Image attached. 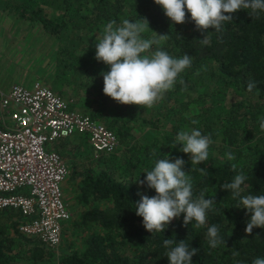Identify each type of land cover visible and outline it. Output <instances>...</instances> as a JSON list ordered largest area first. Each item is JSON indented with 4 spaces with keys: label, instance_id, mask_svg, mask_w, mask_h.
Returning a JSON list of instances; mask_svg holds the SVG:
<instances>
[{
    "label": "trees",
    "instance_id": "trees-1",
    "mask_svg": "<svg viewBox=\"0 0 264 264\" xmlns=\"http://www.w3.org/2000/svg\"><path fill=\"white\" fill-rule=\"evenodd\" d=\"M14 1L4 8L14 11L17 18L41 23L46 33L59 38L60 76L77 84L72 105L78 102L82 110L111 129L119 146L113 153H99L95 165L71 174L79 179L77 198L88 205L80 210L74 225L81 230L93 227L81 234L78 247L61 245L54 252L38 237H19L16 226L21 216L2 208L0 264H170L168 249L163 246V240L169 238L185 241L190 250L198 249L193 264H252L255 258H264V227L246 233L251 213L242 207L240 197L233 198L230 190L221 187L242 171L247 179L241 185V196L264 195V131L259 126L264 117V12L250 15L251 9H241L216 32L213 28L197 30L186 9V22L173 24L155 0H60V10L54 15L47 8L46 13L41 12L30 0ZM144 18L149 22L145 38L168 34L163 50L173 57L188 54L192 59L173 89L152 108L120 104L105 95L100 73L109 69L95 59V44L80 53L76 41L69 39L71 33L81 30L99 32L102 38L109 21L119 25L123 19L135 22ZM206 35L209 44L202 45L199 40ZM207 78L213 80L211 87H207ZM249 81L256 84L252 92L247 91ZM82 89L91 95L90 101L82 99ZM225 90L231 98L212 104L216 93ZM192 120L198 123L192 124ZM192 128L210 134L213 141L208 159L194 166L205 169L207 175L191 171L190 154L179 151L183 145L173 148L178 132ZM63 145L58 140L55 146L61 149ZM229 151L235 156L232 161L225 155ZM167 156L173 162L175 158L185 161L182 170L191 177L194 197L204 191L206 199L215 198L217 203L207 211L206 224L200 228L194 227V221L185 226L181 214L163 232L152 235L143 227V218L136 215L135 202L141 199L138 192L149 197L156 193L138 181L146 178L144 172L158 159ZM232 164L237 166L235 172ZM103 200L109 204L101 206ZM212 225L218 226L225 242L215 249L206 239ZM234 251L239 255L234 257Z\"/></svg>",
    "mask_w": 264,
    "mask_h": 264
},
{
    "label": "clouds",
    "instance_id": "clouds-1",
    "mask_svg": "<svg viewBox=\"0 0 264 264\" xmlns=\"http://www.w3.org/2000/svg\"><path fill=\"white\" fill-rule=\"evenodd\" d=\"M173 24L186 22V11L191 14L197 30L215 29L222 31V24L233 20L232 14L243 9H251V14L264 12V0H155ZM149 28L146 18L135 22L123 19L118 25L115 20L109 21L103 28L102 38L95 43V59L108 66L102 71L103 93L120 104L138 105L152 108L164 98L165 93L173 89L179 75L189 68L192 59L188 54L177 58L161 47L169 38L168 34H158L145 38L144 33ZM202 45L209 44L206 35L199 40ZM179 83L186 89L185 81ZM256 87L254 81H249L247 91L252 92ZM198 121L192 120V124ZM264 131V117L259 121ZM213 143L211 135H203L198 128L181 130L175 138V148L183 145L179 151L190 154L191 171L198 170L207 175L205 169H195V165L208 159L209 145ZM229 161L235 159L231 151L227 152ZM185 161L182 158L173 160L167 156L155 162L151 170H146V178L138 183L154 189L156 195L149 197L138 192L141 199L135 202V213L143 218V227L154 235L163 232L174 218L183 215L185 226L192 224L200 228L206 224V213L216 204L215 198L206 199L204 191L196 197L193 195V184L189 173L182 169ZM236 164L232 170L236 171ZM247 177L241 171L230 183L221 187L230 190L233 198L240 197L243 208L251 213L246 225V233L251 234L253 228L264 227V195L241 196V185ZM208 245L215 249L225 243L219 235L217 225L207 228ZM163 246L168 249L166 257L170 264H193L192 258L198 249H189L185 241L177 242L169 238L163 240ZM239 253L234 251L233 256ZM252 264H264V258L257 257Z\"/></svg>",
    "mask_w": 264,
    "mask_h": 264
},
{
    "label": "built area",
    "instance_id": "built-area-1",
    "mask_svg": "<svg viewBox=\"0 0 264 264\" xmlns=\"http://www.w3.org/2000/svg\"><path fill=\"white\" fill-rule=\"evenodd\" d=\"M10 104L13 125L0 127V209L17 208L24 215L19 231L37 235L56 249L71 211L61 189L67 164L52 142L85 134L97 154H108L117 150L119 141L104 123L70 108L66 99L40 81L31 86L12 84L0 96V108Z\"/></svg>",
    "mask_w": 264,
    "mask_h": 264
},
{
    "label": "rangeland",
    "instance_id": "rangeland-1",
    "mask_svg": "<svg viewBox=\"0 0 264 264\" xmlns=\"http://www.w3.org/2000/svg\"><path fill=\"white\" fill-rule=\"evenodd\" d=\"M30 1L44 13H46V8L51 12V15L60 10V0H49V2H46V0ZM14 2V0H0V20L5 25L3 28H6L5 31L0 29L1 72L3 71L9 76L11 70H13L17 75L10 78V81L23 85H29L33 79L41 80L42 77H46V85L71 102L72 96L76 94L73 86L76 88L77 84L75 80L67 76H62V74L60 76L61 64L57 60L59 38L56 35L46 33L41 26H38V28L35 27L36 25L31 26L26 19L17 18L18 16L14 11L4 8L7 4ZM77 34L78 38L76 37ZM69 39L76 41L75 44L79 48L76 51L82 53V48L85 47L86 49L95 44L100 39V34L96 31L81 30L75 34L71 33ZM1 79L2 77H0V81ZM212 85L213 80L207 78V87ZM81 97L87 101L91 99V95L83 89L81 90ZM230 98V92L225 90L216 93L212 99V104H218L220 101L227 102ZM191 111L188 113H192ZM136 134H139V132L136 131ZM68 139V145L64 148L65 153L63 152L64 156L80 164V170L89 165H95L97 153L91 149L84 137L81 136V138L74 140ZM116 151H118V148ZM61 189L71 211L70 218L63 224V240L76 248L81 242V234H87L93 228L81 230L80 227L74 225V222L79 219L80 210L88 205L80 200L76 201V183L72 184L67 176L61 182ZM99 204L107 206L109 201L103 200Z\"/></svg>",
    "mask_w": 264,
    "mask_h": 264
},
{
    "label": "crops",
    "instance_id": "crops-1",
    "mask_svg": "<svg viewBox=\"0 0 264 264\" xmlns=\"http://www.w3.org/2000/svg\"><path fill=\"white\" fill-rule=\"evenodd\" d=\"M27 22L31 25V26H33V25H36L35 27H37L38 28V26H41V28H42V30H44L45 32H46V30L44 29V27L41 25V23H30L28 20H27ZM5 25L3 24V23H1V20H0V29H2V31H5L6 30V28L4 29L3 27H4ZM41 30V29H40ZM41 30V31H42ZM43 32V31H42ZM15 69V68H14ZM1 70H2V68H1V64H0V77H2V79H1V81H0V96H1V94L2 93H7L8 91H9V89H10V87H11V85L12 84H14V81H10V78H12V77H14V76H16L17 75V73H15V72H13V70H11V73L9 74V76H7L6 74H5V72H1ZM4 75V76H3ZM34 81H40L41 83H43V84H45L46 85V77H42V79L41 80H38V79H33V81H31L30 83H29V85H25V86H31L32 84H33V82ZM20 84V83H19ZM56 92V91H55ZM57 93V92H56ZM58 94V93H57ZM61 96V95H60ZM62 97V96H61ZM64 98V97H63ZM64 99H66V98H64ZM67 100V99H66ZM68 102H69V106H70V108H72V109H74V110H76V111H79V112H85V113H88V112H86V111H83L82 110V107H81V105L77 102V103H75L74 105H72V101L70 102L69 100H67ZM72 105V106H71ZM79 107H78V106ZM13 106L10 104L9 106H8V108L6 109V108H0V127H12V125H13V120H12V118H11V116H10V112H9V109H11ZM81 136L82 137H84L85 138V140L87 141V143H89V141H88V139H87V136L85 135V134H80V133H74V134H71L70 136H67V137H64V138H58V139H55L53 142H52V144H51V146L52 147H54L56 150H58L60 153H61V155L65 158V161H66V164H67V168H68V172H67V178H69L70 180H71V183L73 184L74 182L76 183V189H77V192H76V194H75V197H77V195H78V183H79V179H76L77 177H72L71 176V174L73 173L74 174V171L76 170L77 172H80L81 170H80V164H78V163H76L74 160H72L71 158H67L66 156H64V153H65V151H64V148H66L67 147V145H68V143H67V141L69 140L68 138H71V139H79V138H81ZM58 140H63L64 141V145H63V148H57L55 145H56V143H57V141ZM79 142V141H78ZM89 145H90V147H91V144L89 143ZM91 149L93 150V148L91 147ZM94 151V150H93ZM64 152V153H63ZM95 152V151H94ZM96 153V152H95ZM96 156H98V154H96ZM73 164H75L74 166H75V168H74V166H73ZM73 169V170H72ZM80 170V171H79ZM79 174V173H78ZM80 175V174H79ZM64 180V179H63ZM63 197H64V194H63ZM76 201H79V199L77 198L76 199ZM67 203V202H66ZM68 204V203H67ZM6 208H11V209H13V210H15V211H18V213H19V215L21 216V218L19 219V222L17 223V226H16V234L18 233V234H21V236L19 235V237H22V235H24V236H30V237H38L37 235H34V234H25V233H22V232H20L19 231V229H18V226H19V224L22 222V220H23V218H24V215L17 209V208H14V207H6ZM82 210V209H81ZM18 213H17V215H18ZM16 216V215H15ZM39 238V237H38ZM40 239V238H39ZM41 240V239H40ZM42 241V240H41ZM20 242H21V240H20ZM43 242V241H42ZM44 243V242H43ZM45 244V243H44ZM64 246V245H67V246H70L71 244H67L64 240H63V233H62V238H61V240H60V243H59V245H58V247L56 248V249H53V251L54 252H58L59 251V249L62 247V246ZM45 246L46 247H48L46 244H45ZM71 248H72V246H70ZM49 248V247H48ZM24 249V248H23Z\"/></svg>",
    "mask_w": 264,
    "mask_h": 264
}]
</instances>
